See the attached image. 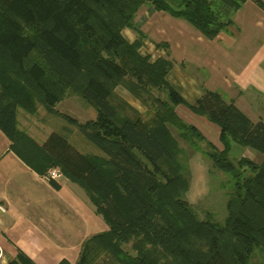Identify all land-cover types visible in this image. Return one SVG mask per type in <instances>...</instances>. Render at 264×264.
I'll return each instance as SVG.
<instances>
[{
    "label": "trees",
    "instance_id": "16d2710c",
    "mask_svg": "<svg viewBox=\"0 0 264 264\" xmlns=\"http://www.w3.org/2000/svg\"><path fill=\"white\" fill-rule=\"evenodd\" d=\"M246 2L264 13L262 0H0V133L39 177L57 168L82 188L107 226L81 244L75 264H249L256 251L264 254V122L250 120L217 91L202 89L186 103L165 80L173 62L141 54L144 34L134 25L148 6L213 40ZM125 29L136 35L132 43ZM123 84L146 107L143 115L115 103L114 89ZM69 92L94 110L93 121L54 112ZM37 104L74 125L102 158L81 154L52 125L42 144L19 130L16 109L34 115ZM178 105L218 127L220 150L176 114ZM126 109L131 117L120 115ZM170 128L204 142L213 165L232 176L222 223L199 220L180 197L186 182L163 171L162 161L176 165L181 152ZM233 144L259 153L262 162L231 161ZM129 244L133 253L124 249ZM7 264L34 263L18 251Z\"/></svg>",
    "mask_w": 264,
    "mask_h": 264
},
{
    "label": "crops",
    "instance_id": "0c3cea01",
    "mask_svg": "<svg viewBox=\"0 0 264 264\" xmlns=\"http://www.w3.org/2000/svg\"><path fill=\"white\" fill-rule=\"evenodd\" d=\"M245 9L248 13L254 12L249 2L244 3L233 17V26L213 40L205 39L186 22L162 12L150 10L145 16L141 15L143 18L138 17L142 7L134 17V25L144 34L142 45L165 44L168 47L173 67L165 80L186 103L192 104L202 89H219L227 102H233L248 117L253 113L243 100V93L249 90L257 98L264 91V83H256L261 74L264 75V53L259 56L258 42L253 43L257 37H253L252 30L251 37L249 32L246 34L243 24ZM231 29L238 32L234 39H231L234 35ZM122 36L129 43L137 39L128 29L122 31ZM140 53L143 54L141 48ZM184 64L190 69L182 68ZM202 70L209 77L198 85L197 79L189 72ZM214 74L223 79L219 87H210L207 83ZM114 93L137 115L145 113L146 108L126 89L116 87ZM175 112L218 150L221 149L217 126L194 116L182 105L176 106ZM255 118L264 122L259 115ZM89 120H94V115ZM16 126L38 144H42L52 130L37 114L29 115L21 109H16ZM82 140L77 139L76 144L72 139L69 142L81 154H86L84 150H94ZM0 142L9 149L10 142L1 133ZM243 149L239 158L254 160L257 164L262 162V155L257 158L250 154L254 153L253 150ZM54 185L56 188L27 168L12 152L5 159L0 156V206L4 210L0 212V264L14 260L18 251L34 264H59L62 260L74 264L83 240L107 230L82 188L63 177L54 181ZM48 236L56 237L52 240ZM74 236L80 237L75 240Z\"/></svg>",
    "mask_w": 264,
    "mask_h": 264
},
{
    "label": "rangeland",
    "instance_id": "374dc122",
    "mask_svg": "<svg viewBox=\"0 0 264 264\" xmlns=\"http://www.w3.org/2000/svg\"><path fill=\"white\" fill-rule=\"evenodd\" d=\"M262 1L264 2V0ZM249 4L254 7V12L248 13L247 9L244 10L243 14L245 21H243V24L246 30V34H248L247 32H249V36L251 37L250 31L252 30L254 34L253 37H257L256 39L254 38L255 41L253 43H255L256 41L258 42L259 56L261 57V55H263L264 53V13L260 11L257 7H255L252 3L249 2ZM150 10L151 9L148 6H144L142 7V12H140L141 14L139 13L137 16L141 17L142 14L145 16V12L148 13ZM141 18L139 20H141ZM185 24L189 25L188 23ZM190 28L195 30L191 26ZM231 31L234 32V35H231V39H234L235 35L238 32H236V29H231ZM141 52L143 54H148L152 60L156 59L157 57H167V59L171 60L169 57L168 47L166 48V46L156 47L152 45L150 46L147 43L141 45ZM182 68L187 70L190 69V66L184 64ZM203 72L204 71L202 70L199 72L190 71L189 73L191 74V76H194L197 79L199 85L200 83H203L207 77H209V74H207L206 72H204V74ZM260 78L256 80V83L263 84L264 75L261 74ZM207 83L210 87H219L222 85L223 79L218 78L217 75L214 74L212 77L209 78ZM117 87H122L125 89L124 84L119 85ZM262 87L264 89V85H262ZM217 91L219 92L220 90L218 89ZM114 95L116 97L115 103L116 101H122L120 97L116 95V93H114ZM150 95L165 99L164 94L157 92L156 90H151ZM141 97L145 98L146 95L142 94ZM225 97L223 96L224 100L227 101ZM137 100L140 101L139 99ZM243 100L250 106L249 108L253 115L248 117L252 121H257L255 117L258 115L264 120V91H262V93L259 94V97L257 98L252 96L249 90L245 91L243 93ZM54 110V112L58 115L64 114L75 120L76 123L82 122L81 124H84L88 121H93L89 120L92 115H94V119L96 117V113L94 112V110L84 100H82L77 94L73 92L67 93L62 99V101H60L54 107ZM119 113L121 116L125 114L130 117L132 116L131 112L128 109H126L124 113L122 112V110L119 111ZM36 114L37 117H41V120H43L48 126L52 125L53 128L63 131L65 132V134L68 133L67 137L69 139H72L75 144L78 143L76 142L77 139L82 138L77 133V130L74 125L69 124L68 122H65L59 118H55L56 120H54V115L46 113L45 109L40 104L36 105ZM170 129L179 145L181 152L175 159L177 166L174 165V161H162L161 166L164 169L163 171L168 177L174 176L176 173H179L182 180L186 182V187L185 189H183V192L181 193L180 197L183 201L187 203V205L191 208V210L195 213L199 220L210 219L213 222L222 223L226 216V201L228 200L230 194L233 192L234 181L232 179V176L219 170L213 165L212 161L207 157V153L210 151V149L206 146L204 142H201L194 138L191 139V142L187 139H181L173 128ZM85 142L87 141L85 140ZM232 147L233 149L230 151L231 153L229 155V159L234 162L239 159L238 154L243 152L244 149L234 144L232 145ZM90 148L92 147L90 146ZM84 151L86 155L92 156L94 158H102V155L95 148L94 150L92 148V150ZM253 152L254 153H250L252 156H257V158L260 157L259 153L255 151ZM8 153L11 152L9 151V149H6V146H3V144L0 142V156H3V158L5 159L8 156ZM249 161L253 162L254 164H257L254 162V160ZM40 178L44 179L45 176ZM0 208L2 209V211L0 212H3V208L1 206ZM55 237L56 236H48V238H51L52 240H54ZM74 237H76L75 240H78L80 236ZM90 237L92 236H88L83 240V242ZM129 247L130 244L124 246V249L130 253H133L129 249ZM99 264H105V262L102 261V263ZM249 264H264V254L256 251L252 256Z\"/></svg>",
    "mask_w": 264,
    "mask_h": 264
},
{
    "label": "built area",
    "instance_id": "2783aa9c",
    "mask_svg": "<svg viewBox=\"0 0 264 264\" xmlns=\"http://www.w3.org/2000/svg\"><path fill=\"white\" fill-rule=\"evenodd\" d=\"M61 177V173L59 171V169L57 168H53V169H50L47 174L45 175V178L44 180L45 181H56L58 180L59 178ZM0 211H2V209L0 208ZM0 257H1V251H0Z\"/></svg>",
    "mask_w": 264,
    "mask_h": 264
}]
</instances>
